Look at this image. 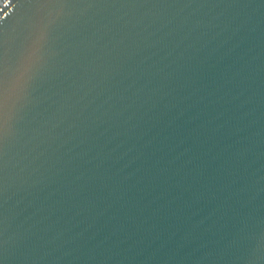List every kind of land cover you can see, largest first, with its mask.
Listing matches in <instances>:
<instances>
[{
  "label": "water",
  "instance_id": "water-1",
  "mask_svg": "<svg viewBox=\"0 0 264 264\" xmlns=\"http://www.w3.org/2000/svg\"><path fill=\"white\" fill-rule=\"evenodd\" d=\"M23 51L4 264H264V0H0Z\"/></svg>",
  "mask_w": 264,
  "mask_h": 264
},
{
  "label": "snow or ice",
  "instance_id": "snow-or-ice-1",
  "mask_svg": "<svg viewBox=\"0 0 264 264\" xmlns=\"http://www.w3.org/2000/svg\"><path fill=\"white\" fill-rule=\"evenodd\" d=\"M26 3L36 4L44 3L48 6H80L87 5L89 7L95 6L100 2H108V0H25ZM125 2L139 3L141 0H125ZM146 2V0H144ZM24 34V39L17 50L12 53L9 48L8 37L0 34V191L3 188V170L5 168V154L8 137V129L10 127L11 117L8 112V93L10 85L14 76L20 70L18 65L21 64L23 51L31 43H38V37L34 31V18H24L21 20V31ZM4 219L3 213L0 212V264H4V252L6 240L3 238L4 233Z\"/></svg>",
  "mask_w": 264,
  "mask_h": 264
}]
</instances>
